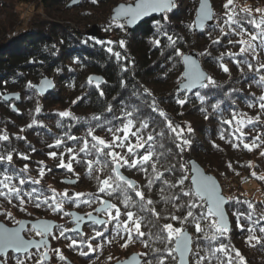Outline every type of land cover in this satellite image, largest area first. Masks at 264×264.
<instances>
[{"label": "trees", "instance_id": "1", "mask_svg": "<svg viewBox=\"0 0 264 264\" xmlns=\"http://www.w3.org/2000/svg\"><path fill=\"white\" fill-rule=\"evenodd\" d=\"M14 1L18 4L22 0ZM33 1L36 3L37 8L50 12L51 9L58 8V6L68 0ZM82 1L79 3H82ZM105 1L108 3L111 0ZM86 2L84 1L85 4ZM247 2L252 4L247 6ZM223 3H225V0H213L217 16L223 15ZM197 5L198 0H176V7L166 14L168 16L167 22L162 20V16L165 14H160L152 19L145 20L133 30H128L127 25L123 30L111 27L106 32L102 31V34H107V37L104 38L99 35L89 34L88 30L75 29L73 26L75 19L73 17H66L63 21H59L54 18L42 19L40 15H35L34 22L28 29L15 34L12 39H5L0 44V135H8L9 140L0 141V156L6 157L11 153L13 159L10 164L7 160L0 161V171L3 169L19 170L25 164H28L29 172L27 175L39 179L38 170L40 167H44L45 175L40 185H35V187L47 189L51 185L58 192H63L66 188H70L71 190L68 192L70 196H74L77 192L95 193L103 199H110L123 212L124 208L119 200L109 198L106 194L98 192L97 183L87 175L85 166L73 162L75 173L79 174V178H77L75 173H69L65 169L57 167L59 159L50 158L48 153L55 151L57 156L61 152L65 153L64 159L67 163L68 154L66 148L73 147L78 152L82 143L67 140L66 134L83 138L86 136L88 127L95 126L97 123L109 121L114 125H119L120 120L116 118L122 116L125 108L131 110L133 106L140 109L139 116L142 119H150V130L151 128H156L159 131L160 127H162L160 123L162 118L158 116V113L151 112L144 104L145 100L150 99L147 93L144 92V89H147L152 93L151 98L156 100L158 108L165 111L174 124L186 127L185 122H187L194 130L191 133L185 132V137L191 141L190 145L185 146L181 155L170 156L168 162L177 164L181 162L189 163L190 158L195 157L208 172L217 175L228 196L239 197L241 201H250L256 206L257 212L264 211V196L256 189H252L249 192L246 187V184L250 182L264 185V181L251 175L255 171L257 176H264V157L260 155V152L264 151V145L249 152L240 144L239 140L234 142L240 144V146L233 148L225 140L220 139L221 128H228L227 125L220 124L221 113L223 118L230 119V112L233 108L240 113H246L248 117L254 118L257 114H260L262 123L257 126V130L264 133V113H259L258 106H247V103L252 100V94L259 97L264 94V89L252 84L246 77L242 78L236 65L227 56L222 63L229 68L231 75L224 73L218 67L215 58L222 52H239L238 45L233 47L228 44L229 39L236 40L238 37L234 35L222 37L218 29L213 30L217 23L216 21L212 25H207L203 31H195L194 27L189 28L188 26L194 22ZM235 5L237 10L240 8H251L253 9V14L258 16L259 14L255 13L254 10L263 8L264 0H235ZM107 19L112 23L109 16ZM156 20H161L168 34L177 39V47H179L181 52L185 53L192 49L199 51L205 69L208 70L210 76L219 85L217 88L201 90L202 92H208V99L203 106L191 93H188L190 97L189 103L184 106L175 103L178 88L177 79L183 71V65L178 62L173 49L168 46L167 37L157 35ZM13 28V23L3 24L0 20V39L6 38L7 34L14 32ZM225 30L227 31V26H225ZM209 35H211V40L219 38L221 44L213 45ZM155 39L160 40L159 46L152 43ZM96 40L113 41V43L111 45L107 43L97 44ZM121 40L125 42L123 48L119 46V41ZM108 47H111L113 52H120L122 59L117 60L112 53L107 51ZM206 49L211 55H201ZM259 59L264 62V52L259 54ZM244 71L247 73L246 66ZM44 75L52 77L56 83V87L51 93L42 95L36 88L27 87L29 82L36 85ZM94 75H101L104 77L103 81H106V83L100 85V89H97L94 83L91 85L87 83L88 77ZM122 82L124 86H122ZM233 89L238 91L234 92ZM100 90H103L104 96L99 95ZM18 91L20 92L19 99L7 101L3 99V96ZM179 98L183 99L184 94L181 93ZM73 101H76V103H73ZM217 101L222 102L220 109L213 112L210 105ZM37 106L41 108L40 113L35 112ZM109 106H111V112L107 111ZM201 107L205 108L207 112H201ZM14 108L15 110H13ZM66 110L70 111L77 119L58 115L59 112ZM205 114L209 116V119L206 120L204 118ZM94 115L101 117V121L92 120L91 118ZM33 119H36L43 127L34 125L32 128H28L27 125ZM58 122L60 124L59 127H57ZM107 126L105 124V128ZM233 127H235V123ZM243 131L246 133L244 136L245 142H250L251 137L256 135V132H250L248 127H245ZM95 134L106 140L111 138L110 134L101 128H96ZM236 135L239 136V133H236ZM225 136L228 139L227 132ZM17 137H23V139H18ZM57 138H63L64 144L59 149L49 148L48 145L54 144ZM130 139L134 142V138L130 137ZM261 139L264 140V135L261 136ZM213 144L219 147H214ZM168 147H172L173 153L178 151L171 144ZM140 151L142 152L143 149ZM20 154L28 156L29 159H21ZM82 157L83 154H80L78 158ZM39 161H43L44 164L39 165ZM249 162L252 163L251 168L248 167ZM228 163H231V168L227 166ZM48 169H51V171H48ZM122 171L123 174L128 175L141 186L147 197L159 200V182L154 186L153 191L149 192L144 187L146 183L144 173L125 169H122ZM68 175L77 178V184L63 183L64 177ZM105 175L107 173H103L101 178ZM178 177V171L175 174L165 173L164 176L165 179L173 182ZM13 183L18 184V179H14ZM22 187L27 190L33 186L26 184ZM173 191L178 192L179 189H174ZM48 195H51V193H48ZM89 198L85 196L80 199ZM134 199L138 200L135 197ZM16 204L17 201L15 200L8 204L0 199V205H2L0 213L10 211L16 219L23 216L47 217L57 220L68 219L62 216V213H52L46 207L35 209L31 204L27 205V212H20ZM98 206V201L91 205L79 204V206L66 203L64 209L66 211L77 209L87 212L94 210ZM155 207L158 212L165 216L168 213L178 216L183 215L182 211H175L170 204L157 203ZM227 208L232 220V228L228 234L229 238L224 242L235 249H239L247 264H264V234L257 231L255 234L261 238L262 242L261 244H256L255 241H252V246H250L246 242L249 233L246 230L240 231L236 227V219L232 215L233 208L246 212L247 206L244 204H232L231 206L227 205ZM131 210L136 211L135 208ZM28 213H31V215H28ZM68 217L70 218V216ZM1 219L5 220L3 215H0ZM5 221L8 224H13L11 221ZM167 222L172 221L163 219L159 221L160 224ZM173 223L175 224V222ZM241 223L244 224L245 229L249 227L244 220H241ZM59 225H62V223ZM110 225L107 230L100 228V231L104 232L103 237L107 241H110L112 236H114V239H121L115 233L114 222ZM142 230L147 232L148 228L144 227ZM189 230L195 237L194 228H189ZM69 233L68 236H76L73 232ZM122 235L124 237L127 236V234ZM76 238L79 239V237ZM88 238L85 235V240ZM98 239L99 237L96 240ZM65 242L67 244L70 243L66 239ZM96 243V241L93 243L94 247ZM153 246L164 247L162 244H154ZM138 247H140L141 252L148 251L139 242L133 243V250H138ZM100 248L89 252L86 256L79 255V250L69 248L63 250V254L76 264L81 262L93 263L107 252L106 246ZM82 250L87 251L86 245L82 246ZM119 251L116 258L107 259L108 264H113L115 261L130 254V252L127 253L126 250L123 251L121 248ZM55 258L58 262L57 264L66 263L67 261V259L60 261L56 256Z\"/></svg>", "mask_w": 264, "mask_h": 264}, {"label": "snow or ice", "instance_id": "2", "mask_svg": "<svg viewBox=\"0 0 264 264\" xmlns=\"http://www.w3.org/2000/svg\"><path fill=\"white\" fill-rule=\"evenodd\" d=\"M77 2L78 0H73V3ZM91 2L96 3L97 0H91ZM175 6L174 0H134V3L121 4L115 9L112 24L105 31L110 30L112 25L123 30L126 25H134L141 18L148 17L153 13L165 14L162 16V20L167 22L168 16L166 14L171 12ZM222 8L224 10L223 15L217 16L209 7L207 0H200L196 19L188 27H196L203 31L206 22L215 20L217 23L213 30L218 29L222 37L237 36L238 39L236 40L229 39L228 44L233 47L238 45L239 52H222L215 58L218 67L224 73L231 75L229 68L222 63L227 56L236 65L242 78L246 77L252 84L264 89V62L259 59V54L264 52V9L256 8L254 10L255 13L259 14L258 16L253 14L251 8L237 10L235 0H225ZM155 25L157 35L167 37L168 46L173 49L178 62L183 65V71L177 79L178 88L175 103L180 106L189 103L188 93H191L203 106L208 99V92H202L201 90L217 88L219 85L212 76L201 70L196 59L180 51L177 47V39L168 34L161 20H156ZM225 26H227V31ZM209 39L211 40V35H209ZM95 42L109 45L113 43V41L105 42L102 40H96ZM152 43L159 46L160 40L155 39ZM211 43L213 45L221 44V40L217 38L211 40ZM119 46L123 48L125 42L123 40L119 41ZM107 51L112 53L117 60L122 59L121 53L113 52L111 47H108ZM201 55L209 56L211 53L206 49ZM245 66L247 73L244 71ZM87 83L89 85L94 83L95 87L100 89V85L106 83V81L90 76ZM122 86H124L123 82ZM27 87L35 88L36 86L29 82ZM45 87H52L51 82L47 79L42 81L38 91L43 92ZM233 91L238 90L233 89ZM144 92L150 98L144 101L145 106L151 112L158 113V116L162 118L160 122L162 127L159 131L156 128L150 130V119H142L139 116L140 109L133 106L131 110L125 108L122 116L116 118L120 120L119 125H114L109 121L100 122L101 117L94 115L91 119L100 123L89 126L85 137L78 138L66 134L67 140L82 143L78 152L73 147L66 148L67 163L64 159L65 153L61 152L59 156L55 151L48 153L50 158L59 159L57 167L65 169L69 173H75L73 162L85 166L87 175L96 181L98 192L106 194L109 198L119 200L124 211L122 212L117 204L111 203L110 200H105L95 193L77 192L74 196H70L67 190L58 192L51 185L47 189L35 187V185H40L45 175L44 167H40L38 170L39 179L27 175L29 172L28 164H25L19 170L3 169L0 171V176H2L0 178V199L8 204H11L13 200L17 201L16 207L20 212H27V205L31 204L35 209L46 207L52 213H62L65 217L71 216L76 222V227L69 229L63 225L53 224L52 221L46 219H35L34 221L16 219L10 211H4L0 215H3L5 220L11 221L15 226L9 227L6 223L0 221V264H6L9 251L19 254L14 257L15 264H29L33 260H35V264H46L51 260L50 254H55L60 261H65L66 257L61 249L51 248V240L58 241L61 238L69 240L70 243L67 247L79 250L81 256H86L89 252L102 247L100 244H96L94 247L91 241H95L98 237L103 238V231L94 228V235L85 240V233L80 230V222L84 217L74 212L64 211L66 203L79 206V204L91 205L96 201L99 202L100 206L96 207L94 211L97 214H103L107 218L100 219L89 212L86 214L87 219L93 225L103 226L107 229L114 222L116 235L125 240L121 245L122 248H127L130 244L139 242L145 249H148V251L131 256L130 261L126 260L123 264H141L140 258H143V264H168V262L170 264H247L239 249H235L224 242L229 238L228 234L231 231L228 210L225 206H231L232 204L247 206L246 212L233 208L232 215L236 219V227L240 231L246 230L249 233L246 242L250 246H252V241H255L256 244L262 242L261 238L255 233L258 231L264 234V223H262L264 221V211L257 212L256 206L250 201H241L239 197L235 196L226 197L214 177L205 174L196 167L195 163H169L170 156L181 155L185 146L190 145L191 141L185 137V132L191 133L194 130L187 122H185L186 127L174 124L167 113L158 108L156 100L151 98L152 93L147 89H144ZM181 93L184 94L183 99L179 98ZM99 95L104 96L103 90H100ZM16 98H20L18 94ZM3 99L7 101L11 98L3 96ZM73 103H76V101H73ZM221 103V101H217L211 104L212 111H218ZM247 106H258L259 113H264V94L259 97L252 94V100L247 103ZM107 111H112L111 106L108 107ZM200 111L207 112L203 107ZM35 112L40 113L41 108L37 106ZM58 115L77 119L67 110L59 112ZM230 115L231 118L227 119L223 118L221 113L220 124L228 126L227 129L221 128V140H225L233 148H238L242 144L249 152L264 145V140L261 139L264 133L257 130V126L262 123L260 114H257L254 118L248 117L246 113H240L233 108ZM204 118L207 120L209 116L205 114ZM234 123L235 127H233ZM105 124L108 125L106 128ZM34 125L43 127L36 119H33L27 127L32 128ZM59 126L58 122L57 127ZM245 127H248L250 132H256V135L251 137L250 142L244 141L246 133L243 129ZM96 128L106 130L111 138L106 140L96 135ZM134 128L135 130H133ZM226 132L228 139L225 136ZM236 133H239V136ZM130 137L134 138V142ZM17 138L23 139V137ZM7 140H9L8 135H0V141ZM235 140H239L240 144L235 143ZM63 144L64 139L57 138L55 143L48 145V147L59 149ZM169 144L173 145L178 151L173 153L172 147H168ZM213 146L219 147L215 144ZM141 149H143L142 152ZM80 154H83L82 158H78ZM260 155L264 157V151H261ZM20 158L23 160L29 159L28 156L23 154H20ZM12 159L11 153L6 157L0 156V161L7 160L9 164ZM38 164L43 165L44 162L39 161ZM227 166L232 167L231 163H228ZM248 167H252L251 162L248 163ZM121 169L144 173L146 179L144 187L149 192H152L154 186L159 182V200L147 197L141 186L135 180L126 177ZM48 171H51V169H48ZM177 171L179 177L175 179V182L164 178L165 173L175 174ZM103 173H107V175L101 178ZM75 175L79 178L78 173H75ZM251 175L264 181V176H257L255 171ZM14 179H18V184L13 183ZM62 182L75 184L77 181L65 180ZM26 184L33 187L25 190L22 186ZM174 189H179V191L175 192ZM48 193H51V195H48ZM85 196L90 198L80 199ZM157 203L170 204L175 211H182L183 215L178 216L173 213H168L166 216L162 215L156 210L155 205ZM133 208L136 211L131 210ZM28 215H31V213H28ZM122 217L124 218L122 219ZM162 219L172 222L160 224L159 221ZM241 220L249 225L247 229H245ZM144 227L148 228L147 232L142 230ZM189 228H194L195 237L189 232ZM68 232H73L76 236H67L66 233ZM122 234H127L126 239ZM76 237H79V239ZM108 242L111 243V240ZM154 244H162L164 247H154ZM84 245H86L87 251L82 250ZM33 249L35 252L32 251ZM42 249L43 251H41ZM108 259L112 260L113 257L109 256Z\"/></svg>", "mask_w": 264, "mask_h": 264}, {"label": "rangeland", "instance_id": "3", "mask_svg": "<svg viewBox=\"0 0 264 264\" xmlns=\"http://www.w3.org/2000/svg\"><path fill=\"white\" fill-rule=\"evenodd\" d=\"M71 1L72 0H68L66 3L58 6V8L55 7L53 9H51L50 12H46V11H43V10L37 8L35 5L36 3L33 0H22L18 4L14 0L13 1L0 0V20L2 21L3 24H7L8 22H11L14 25V28H13L14 32L7 34L6 38L0 39V44L2 42H4L5 39H12L15 34H17L19 32H23L24 30L28 29L30 27V25L33 24L35 15H40L42 19L54 18V19L59 20V21H63V19L66 17H73L75 19V21L73 23V26L75 27V29H79V30L82 29L83 31H87L90 28H92V26L94 24H98V25H100V29L102 30V28H103L102 31L106 32L105 29L109 28V25L112 24L108 21L107 18L109 16L112 20V14H113L114 7L116 5H118L120 2H126V3L134 2V0H111L110 2L107 3L105 0H97L96 3H92L91 0H83L82 3H79L77 5H72L69 7V4ZM84 1L85 2L87 1L86 4L84 3ZM198 2H199V0H198ZM175 3H176V1H175ZM251 4H252L251 2L246 3L247 6H249ZM261 9H264V7ZM194 19H195V17H194ZM103 25H104V27H103ZM112 27H115V26L112 25ZM103 35H105V37H107V34L104 33ZM200 58H201V56H200ZM263 167H264V162H263ZM66 177H72V176L68 175ZM66 177H64V178H66ZM246 187L248 188L249 192L252 189H256V190H258V192L261 195L264 196V185H262L260 183L250 182L249 184H246ZM223 188H224V186H223ZM226 189H228V187H226ZM65 190H67L69 192L71 189L66 188ZM64 211H66V210L64 209ZM69 211L67 210V212H69ZM62 216H63V214H62ZM67 218L69 219V217H67ZM68 219H66V220H68ZM3 221H5V220H3ZM63 226L67 228L68 224H65V225L63 224ZM98 230H100V229H98ZM93 235H94V231L90 230L86 236H88L90 238ZM102 239L99 238L98 240H95V241L97 242L96 244L106 246L105 249L107 252H105L104 256L98 258L93 263L81 262L80 264H108L107 263L108 257L112 256L113 258H116L118 256L117 254H118V251L120 250V248L123 249V251L126 250L127 253L130 252L131 254L134 252L141 253L140 247H138L139 248L138 250H133V244H130L129 247H127V248H122L121 245L125 242L124 239H119V238L114 239V236H112L111 243H109L105 237H103ZM125 239H126V237H125ZM95 241H91V242L95 243Z\"/></svg>", "mask_w": 264, "mask_h": 264}, {"label": "water", "instance_id": "4", "mask_svg": "<svg viewBox=\"0 0 264 264\" xmlns=\"http://www.w3.org/2000/svg\"><path fill=\"white\" fill-rule=\"evenodd\" d=\"M80 1H81V0H78L77 3H73V0H72V1L70 2L69 5H70V6H72V5H76V4H78ZM175 1H176V0H174V3H175ZM129 3H134V2H129ZM207 3H208V5H209V7L212 9V11L215 13L214 5H213V1H212V0H207ZM121 4L127 5L128 3H126V2H120L118 5H116V6L114 7V9H113L112 17L115 15V9H116L119 5H121ZM175 5H176V3H175ZM175 7H176V6H175ZM175 7H174V8H175ZM199 7H200V0H199V2H198L196 12H197V10L199 9ZM160 14H161V13H153V14H151V15L148 16V17H143V18H141V20L137 21L136 24H134V25H127L128 30H133V29H135L139 24L143 23L145 20L152 19V18H154V17L159 16ZM195 19H196V15H195ZM195 19H194V21H195ZM214 23H215V20H213V21H208V22H206V26H207V25H212V24H214ZM194 30H195V31H201L200 29H198V28H196V27H194ZM101 31H102V30L100 29V25H98V24H94V25L92 26V28H90V29L88 30V33H89V34H93V35H99L101 38H104L105 35H103ZM185 54L191 55L194 59H196L197 62H198V64H199L200 67H201V70L204 71L207 75H210V73L208 72L207 69H205V67H204V65H203V63H202V61H201L200 53H199L196 49L190 50V51L186 52ZM94 77H98V78H100L101 80H103V78H104V77L101 76V75H100V76H98V75H94ZM45 79H47V80H49V81L51 82L52 87H45L44 91H43V92H40L42 95H48V94L51 93V92L55 89V87H56V83H55L54 79H53L52 77L48 76V75H44V76L41 78V80L39 81V83H37V84L35 85V86H36L35 88H36L37 90L39 89V87H40L42 81L45 80ZM193 91H194V90H193ZM17 94H18L19 97H20V92H11V93H9V94H7V95H5V96L10 97L11 99H17V98H16V95H17ZM11 99H9V100H11ZM189 162L195 163L196 167H198L199 169H201L205 174L213 176L214 179H215V180L218 182V184L220 185L221 189L223 190V194H224L226 197H228V196L226 195V193L224 192V188H223V185H222L220 179H219L214 173H212V172H208V171L206 170V168H205V167L199 162V160L196 159L195 157L190 158ZM121 171H122V169H121ZM125 176L128 177L129 179H132V178H130L128 175H125ZM65 180H76V181H77V178L66 177V178H64V181H65ZM132 180H134V179H132ZM76 183H77V182H76ZM76 183H75V184H76ZM67 184H68V183H67ZM107 200H108V199H107ZM110 202H111V200H110ZM111 203H112V202H111ZM99 206H100V205H99ZM99 206H98V207H99ZM225 207H226V209H227V205H226ZM227 210H228V209H227ZM70 212H74V213H76L77 215H80V216L84 217V219L80 222V230L84 232V225H85L86 223L91 222V221H89V220L87 219V215H86V213L80 212V211L75 210V209H74V210H71ZM92 215H93V216H98V218H100V219H106V217L101 216L100 214H97V213H95V212H92ZM228 217H229L230 227L232 228V220H231V217H230L229 212H228ZM37 219H46V220H50V221H52L53 224H59V221H58V220H55V219H53V218H45V217H42V218H37ZM72 219H73V221L75 222V220H74L73 217H72ZM23 220H26V221H34V220H31V219H27V218H23ZM0 221L6 223V222L3 221V220H0ZM6 224H7L9 227H13V226H15V225H10V224H8V223H6ZM75 227H76V222H75L74 228H75ZM189 232L192 234V232H191L190 230H189ZM192 235H193V234H192ZM9 252H11V251H9ZM137 253H139V252H134V253L130 254L127 258H125V259H120V260L116 261V262L113 263V264H123V262L126 261V260H129V261H130L131 256H133V255H135V254H137ZM140 259H141V264H142V262H143V258H140Z\"/></svg>", "mask_w": 264, "mask_h": 264}, {"label": "flooded vegetation", "instance_id": "5", "mask_svg": "<svg viewBox=\"0 0 264 264\" xmlns=\"http://www.w3.org/2000/svg\"><path fill=\"white\" fill-rule=\"evenodd\" d=\"M89 212H95L94 210H90V211H87V212H85L86 214L87 213H89ZM96 213V212H95ZM101 216H104L103 214H100ZM23 218H27V219H31V220H35L36 218L35 217H32V216H23L22 218H20V219H23ZM39 218V217H38ZM59 221V224L60 223H62V225L64 224H68V227L67 228H69V229H71V228H73L74 227V221H73V219H72V217L70 216V218L68 219V220H66V219H64V220H58ZM10 225H14V224H10ZM112 225V224H111ZM110 225V226H111ZM30 226V225H29ZM109 227V226H108ZM94 228H96V229H100V228H102L103 230H107V229H105L103 226H95V225H93L91 222H89V223H86L85 225H84V233H85V235H87L88 234V232L90 231V230H93ZM55 231V230H54ZM68 234H70L69 232L68 233H66V235L68 236ZM67 243L65 242V239L64 238H61L60 240H51V248H53V249H55V248H59V249H61V251H62V253H63V250H67L68 249V247H67ZM33 252H35V250L33 249L32 250ZM41 251H43V249L41 250ZM16 255H19V254H17V253H13V252H9L8 253V256H7V258H6V264H15V259H14V257L16 256ZM51 255V260L49 261V262H46V264H57L58 262H57V260H56V258H55V254H50ZM64 255V254H63ZM65 257H66V259H67V261H66V263L65 262H62V264H76L74 261H71L69 258H68V256H66V255H64ZM60 263V262H59ZM29 264H35V260H33V261H31V262H29Z\"/></svg>", "mask_w": 264, "mask_h": 264}]
</instances>
